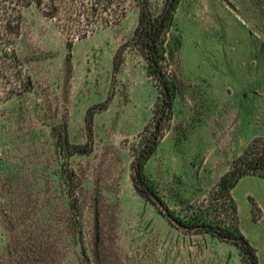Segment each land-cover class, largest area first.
I'll use <instances>...</instances> for the list:
<instances>
[{"label": "rangeland", "instance_id": "1", "mask_svg": "<svg viewBox=\"0 0 264 264\" xmlns=\"http://www.w3.org/2000/svg\"><path fill=\"white\" fill-rule=\"evenodd\" d=\"M167 2L151 0L153 12ZM138 20L130 0L119 23L79 37L35 4L0 1V264H248L171 215L205 208L250 145L264 146V0L178 1L166 107L132 41ZM232 194L264 264V177Z\"/></svg>", "mask_w": 264, "mask_h": 264}, {"label": "trees", "instance_id": "2", "mask_svg": "<svg viewBox=\"0 0 264 264\" xmlns=\"http://www.w3.org/2000/svg\"><path fill=\"white\" fill-rule=\"evenodd\" d=\"M1 1V0H0ZM13 2L23 7L35 4L43 11L45 16L58 18L62 22V28L67 34H77L84 37L97 25H111L119 23L126 17L130 0H3ZM139 8L138 25L133 34V42L137 44L148 63V71L164 83L163 94L165 107L170 105L174 98V90L163 78V61L166 54L174 58L180 51L181 38L173 34L171 43L166 44V36L174 24V12L179 0H168L163 11L156 15L151 7V0H132ZM49 5V7H48ZM177 30V29H176ZM169 43V42H168ZM120 54L116 56L117 61ZM157 130L149 141L148 158L157 148ZM260 140H255L245 153L240 156L233 167L220 179L218 185L211 193L208 205L202 210H196L189 218L173 216L182 228L199 230L218 237L221 240L231 242L238 246L248 259V264H259L256 249L245 237L239 226L237 203L232 190L239 180L247 175L264 177V146H258ZM144 164V163H143ZM138 164L137 179L140 190L146 196L151 193L152 187L147 183L144 174V165ZM138 185V184H137ZM136 185V186H137ZM139 187V186H138ZM227 213L226 220L221 215Z\"/></svg>", "mask_w": 264, "mask_h": 264}, {"label": "water", "instance_id": "3", "mask_svg": "<svg viewBox=\"0 0 264 264\" xmlns=\"http://www.w3.org/2000/svg\"><path fill=\"white\" fill-rule=\"evenodd\" d=\"M65 155L67 154V147L65 146V150H64ZM69 182V179H68Z\"/></svg>", "mask_w": 264, "mask_h": 264}]
</instances>
